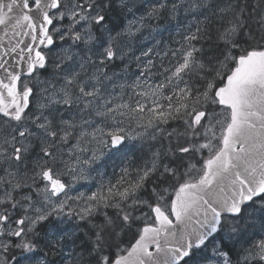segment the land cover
<instances>
[{
    "label": "snow or ice",
    "instance_id": "6c2138e0",
    "mask_svg": "<svg viewBox=\"0 0 264 264\" xmlns=\"http://www.w3.org/2000/svg\"><path fill=\"white\" fill-rule=\"evenodd\" d=\"M0 264H264V0H0Z\"/></svg>",
    "mask_w": 264,
    "mask_h": 264
},
{
    "label": "rangeland",
    "instance_id": "374dc122",
    "mask_svg": "<svg viewBox=\"0 0 264 264\" xmlns=\"http://www.w3.org/2000/svg\"><path fill=\"white\" fill-rule=\"evenodd\" d=\"M175 26L174 25H168L167 30H164L163 28L159 30V34L155 35V40L162 41V45L168 44L170 41L173 40L175 37L178 39V36H175ZM155 40H146V44H153L155 43ZM125 159V156L122 152H117L113 155H111L110 159H107L105 164V170L107 175L105 176V180H108L112 177L113 173H119L121 166L123 165V161ZM96 183L94 180H88V181H80L77 183H74L73 185V191L71 194H76L78 192H84V193H90L91 191L96 190ZM67 228H71V224L66 225Z\"/></svg>",
    "mask_w": 264,
    "mask_h": 264
}]
</instances>
